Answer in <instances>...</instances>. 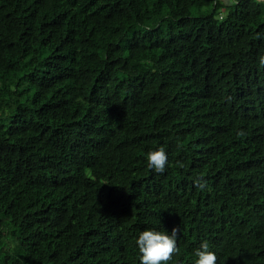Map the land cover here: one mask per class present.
<instances>
[{
    "label": "trees",
    "instance_id": "trees-1",
    "mask_svg": "<svg viewBox=\"0 0 264 264\" xmlns=\"http://www.w3.org/2000/svg\"><path fill=\"white\" fill-rule=\"evenodd\" d=\"M261 57L264 0H0V264H139L173 228L170 264H264Z\"/></svg>",
    "mask_w": 264,
    "mask_h": 264
},
{
    "label": "clouds",
    "instance_id": "clouds-1",
    "mask_svg": "<svg viewBox=\"0 0 264 264\" xmlns=\"http://www.w3.org/2000/svg\"><path fill=\"white\" fill-rule=\"evenodd\" d=\"M259 63L264 67V57L259 59ZM243 131L238 132V136H244ZM147 167L156 173L163 174L168 165V155L164 147L150 151L146 156ZM177 166L183 168L182 162H177ZM196 186L203 190L207 182L202 178L196 181ZM179 229L173 228L171 235L164 231L144 230L140 232L135 244L138 248L139 264H170L173 258L179 253L177 246V233ZM195 264H217V255L210 250L207 240L203 241L199 248L195 250Z\"/></svg>",
    "mask_w": 264,
    "mask_h": 264
}]
</instances>
